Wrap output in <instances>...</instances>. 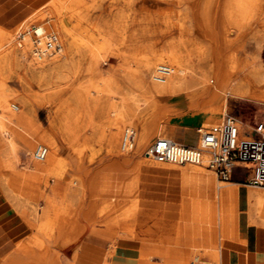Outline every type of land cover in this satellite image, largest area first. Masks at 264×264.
<instances>
[{"label": "bare ground", "instance_id": "obj_1", "mask_svg": "<svg viewBox=\"0 0 264 264\" xmlns=\"http://www.w3.org/2000/svg\"><path fill=\"white\" fill-rule=\"evenodd\" d=\"M206 1L202 3L204 7ZM123 2V7H118L107 17H91L89 11L99 6L97 0H90L87 4L84 0H51L46 5H50L53 17L58 14L64 15L58 23L50 21L45 26H36L34 32L37 35L34 34V37L30 29L24 31L19 29L15 36H12L9 27L16 25L14 23L16 16L11 15L12 13L0 21V192L6 195L28 226L33 228L35 238L28 242L49 247L56 245L58 243L56 239L62 231L59 224L62 221L57 218V214L51 215V211L61 213L72 209L77 213L74 206L80 205L85 195L82 182L72 187L70 181L66 179V171L71 163L59 153L56 140V136H59L76 151L72 122L67 116L59 114L50 123L51 131H41L24 111L31 101L20 99L7 84L11 67L22 65L28 56H30V69H36L37 63L40 65L35 71L36 78L40 82L48 77L58 76L64 70L71 71L74 75L82 62L89 72L95 74L99 63L105 61L102 60V56L111 45V41L115 38L127 39L129 34L127 43H131L133 54L139 51V56L135 59L137 83L152 97L154 106H166L168 104L166 99L179 92L188 93V103L192 106L198 103L200 97L210 93V96L202 102L204 107L198 112V122L211 125L218 121L219 112L225 110L227 96L260 100L264 103V65L260 57L264 35L258 36L255 30L253 31L254 27H264V0H213L214 15L224 17L229 28L224 36H219L215 31L209 33L213 43L206 46L196 42L202 31L198 22L199 14L194 12L195 0H152L155 4L163 3L166 6L154 11L145 5V0H123ZM67 12H69L68 16ZM172 12H175L178 18L179 36L167 38L160 44V40L167 34L163 32L161 36H156L150 23L153 24L159 19L168 22ZM130 23L136 24V27L128 33ZM50 27L53 34L52 31H48ZM230 31L233 35L231 37L239 43H230L227 33ZM48 57H55L56 62L45 61L44 59ZM196 58L198 61H195ZM237 59L239 62L236 64ZM89 88L97 93L105 90L109 96L111 93H121L120 86L111 77L102 78L100 81L89 79L73 86V92L79 99H83ZM111 99L107 98L106 102L115 113V107L118 105L125 111L138 105V100L133 94L121 93L118 100L113 102ZM124 118L127 117L123 116V113L115 116L118 122ZM237 121L241 127L242 122ZM121 127L120 124L108 136H105L101 130H96L95 135L99 140L107 139L115 146L118 144L121 153L137 151L147 144L148 133L145 131L134 133L132 128L127 127L121 133ZM155 130L159 136H162L158 126ZM35 142H44L49 147L45 146L47 153L43 159H36L33 155L36 146L40 144L35 146ZM33 146L35 147L31 152V159L33 158L31 164L18 168L19 151L23 149L26 152L30 151ZM143 158L144 161H149L152 156L145 152ZM161 163L205 166V163ZM147 166L152 164H141L138 169ZM137 179L135 175L134 181L127 187L123 179L117 178L100 191L97 189L96 179H90L89 190L92 195L84 212V218L91 224L97 221V217L106 214L104 221H98L102 223V228L100 230L93 228L91 231L107 237H110L111 230L118 228L128 233L132 231L134 222L128 220L137 219L140 212L137 206L143 202L137 195ZM181 179L184 193L196 196L190 202L191 220L208 223V226L196 225L198 228L192 234V239L194 235L203 233L205 228L209 231L210 247L203 255L212 262L218 260L217 234L219 233L221 240L231 235L240 211L246 213L248 221L264 229L263 186L226 183L227 185L218 189L214 195L213 176L202 173L198 167L181 169ZM241 189L244 191L243 202L239 205ZM99 192L110 197L114 196L115 199L114 202H105L96 211ZM130 194H135L136 197L132 199L131 204L124 207L122 200L128 199ZM37 198L50 201L45 210L25 206V203L28 204ZM81 230L82 226L73 222L66 229L65 236L67 238L71 234L76 235ZM146 235L132 236L140 243V264H152L149 261L154 254L162 258L161 264H169L174 258L171 256V250L154 243ZM20 244L21 242L17 243V246ZM24 248L25 245H22L20 249ZM192 263V261L187 262L185 258H179L178 262V264ZM0 264L9 263L2 260Z\"/></svg>", "mask_w": 264, "mask_h": 264}, {"label": "rangeland", "instance_id": "obj_2", "mask_svg": "<svg viewBox=\"0 0 264 264\" xmlns=\"http://www.w3.org/2000/svg\"><path fill=\"white\" fill-rule=\"evenodd\" d=\"M50 1L51 0H0V19L2 20V18L5 17L4 14L6 15L7 11L9 13L12 10H16L18 7H21L17 10L19 12H28V15L15 26L9 27L12 36H15V33L19 29L21 31L30 29V32L34 37L37 35L34 32L36 26H45L50 21L58 23L60 18L64 15L58 14L56 17H53V14L50 12V5H46ZM97 1L99 6L89 11L91 17H107L118 7L124 6L123 0L115 2L112 0ZM195 1L194 12L199 14L198 22H200V29L202 31V35L196 38V42L204 46L210 45L213 41L209 38V33L215 31L219 36H224V33L229 27H227L226 22L223 19L224 17L221 18V16L214 15L212 7L213 0H207L208 2L206 0ZM203 1H206L205 7L202 5ZM84 2L87 4L90 0H84ZM145 5L153 11L166 7L165 4H155L152 0H145ZM48 12L50 14H47ZM68 13L69 12H67V16L69 15ZM177 19L175 12H172L169 19L170 22H164L159 19L153 24L152 22L150 23V27L155 30L156 36H161L163 32L167 34L166 37L160 40V44L167 38H177L179 36L180 30L178 29L179 26L177 25ZM73 23L74 21H72V24ZM134 27H136V24L130 23L127 32L130 33L131 29ZM50 29L48 31H52V29ZM254 30L258 36L264 35V27H254L253 31ZM53 33L54 32L52 31L51 34ZM227 33L230 43L234 44L235 42H238V40L235 41L232 38V31ZM128 41L129 34L127 39L119 40L115 38L112 40L111 45L104 51L102 56V60L105 59V61L99 63V67L96 69L95 74L89 72L86 69L85 64L82 62L77 73L74 75H72L71 71L64 70L58 76L48 77L40 82L36 78L37 72H35L40 65L37 63L35 64L37 67L36 69H30V56L24 60L22 65L13 66L11 67V71H9L10 77L7 78V84L20 99L31 101L24 111L30 116L32 122L39 126L41 131H51L50 123L59 114L67 116L69 121L72 122V129L75 133L74 147L76 148V151L72 147L70 148L66 142L62 141L59 136H56V140L58 142L59 153L71 163L69 166L70 169L68 168L66 171V179L70 181L72 187H76L82 182L85 195L83 197L84 199L81 201L82 203L77 207L74 206L75 209H77V213L72 209L69 212L64 211L61 213L56 212L55 210L51 211V215L56 216L55 214H57V218L62 221L59 224L62 228L61 230L65 232L73 222L80 225L77 221V216L79 219L85 221L84 212L87 209L89 199L92 195L89 190V182L91 178L96 179V184H98L97 189H99V191L106 188L110 181H116L117 178L123 179L124 184L128 187L134 181V176H139L140 169H138V166L141 164H152L155 166L177 169L198 167L202 173H208L213 176V193L215 195L218 189L223 188L227 184L218 182L214 173L208 170L204 165H173L157 162L153 158L149 161H144L143 156L145 155L148 146L156 137H166L185 144L191 142V144L194 145L197 142L198 129L207 128L219 123L224 113L234 115L236 119L240 120L244 125H254L257 121L264 118V103L262 101L227 96L225 110L219 112L218 115L220 117L218 118V121L211 125H203L198 122V112L203 109L204 106H202V102L210 96V93L205 95V97H200L198 103L192 106L188 103V93L181 92L175 96L167 98L166 103L168 104L166 106H154L152 103V97L145 93L137 83L138 79L137 74L135 73L137 62L135 59L139 56V51L133 54L131 43H127ZM253 41L254 40L252 39V42ZM260 57L264 65V43L260 49ZM54 58L48 57L44 60L56 62ZM195 61H198V59L196 58ZM238 62L239 60L237 59L236 64ZM106 77H111L120 86L119 91L122 94H133L138 100V105L131 109H126L127 111L118 105V107H115V113L111 111V107L106 102V99L110 97L114 102L119 99L121 93H109V96L105 90L97 93L94 89L89 88L84 98L79 99L73 92V86L79 83L86 82L89 79L100 81L102 78ZM198 86L199 85H197V87ZM117 111L119 114L123 113V116H126L127 118L119 120L120 122H118V120L115 119V116L118 114ZM120 124L122 126L121 133L127 127L132 128L134 133H138L139 131H145L148 133L147 144L137 151L131 150L128 153H121L118 144L115 146L112 142H108L107 139L99 140L95 135L96 130H101L105 136H108L112 131H115L116 127ZM157 126L159 132H161L160 135L162 136H159L156 133L155 129ZM39 143L48 147L44 142H35L34 145L36 146ZM35 146L27 152L24 149L19 151L18 168L26 167V165L29 166L31 164L33 159H31V152ZM78 152H80V154H78ZM262 188L264 189V186ZM100 194L101 193L99 192L96 199V211H98L105 202H114L113 199H115L114 196L110 197L108 195ZM134 195L135 194H130L128 199L124 201L122 200V205L127 207L131 204L133 202L132 199L136 197V195ZM195 197V195L191 196L184 194L182 200H177V204L174 205L161 204L159 200H154L152 204L140 202L139 206H137L140 211L138 212L137 219L133 220L130 218L128 220V222H134L130 233L120 228L114 231L111 230L112 238L104 237L103 243L100 242L101 239H96L85 248L96 247L107 254L108 251L111 253V250L114 248L113 243H115L117 238L134 239V237L132 238L133 235L147 234L146 236L151 238L154 243L161 244L179 254L176 256L172 255L174 258L177 256L178 258H185L189 263L192 261V264H214L215 262H212L203 255L208 248L204 241L205 239L210 238L209 231L205 228L203 233L196 234L197 236L194 235V238L192 239V234L195 233L198 228H196V225L208 226V223L206 222L198 223L191 220L192 216L189 211L191 208L190 202H192ZM0 199L2 201H7L9 205L16 209L2 192H0ZM215 200L216 196L214 198V201ZM49 204V200L37 198L31 200L28 204L25 203V206L29 208L34 206L37 210L43 211ZM1 206L2 203H0V208H2ZM65 206L70 207L71 205ZM238 217L247 218L246 213L243 211L238 213L237 219ZM105 219L106 214L102 217H97V221H94V223H86L88 225L84 226L82 233L72 243L64 245L57 243V248L51 246L55 249L54 253L56 254V249H58L61 252L59 254L64 257H69L75 251L81 253L80 245L85 242V232H88L93 228L100 230L102 228V223L98 221H104ZM13 222L14 226L20 225V220L17 217H15ZM248 223L260 227L250 221H248ZM26 225L32 234L28 237L24 236V239H29L28 241H31L35 238L34 230L29 227L27 223ZM217 227L219 229V225ZM17 228L20 229L19 227ZM178 229L180 230L179 232ZM17 231L11 230L10 234L4 238L5 242L10 241L15 237ZM217 236L219 237V233ZM233 244L235 245V243ZM182 246H185L186 248L182 249ZM182 251H185L186 253L184 254ZM181 253L182 255H180ZM128 256L124 253L117 254L113 259V263L138 264L136 259L126 260ZM2 260H5V258ZM2 260H0V263ZM152 261L154 264H161V261L156 262L155 256L153 259L151 258L149 262L152 263ZM107 263L108 261L101 260L95 262V264ZM15 264L21 263L18 262ZM24 264L28 263L25 262ZM46 264H56L55 258L52 257ZM61 264H64V262Z\"/></svg>", "mask_w": 264, "mask_h": 264}, {"label": "crops", "instance_id": "obj_3", "mask_svg": "<svg viewBox=\"0 0 264 264\" xmlns=\"http://www.w3.org/2000/svg\"><path fill=\"white\" fill-rule=\"evenodd\" d=\"M19 8L21 7H18L17 9ZM17 9L12 10L9 13L7 11L2 20L12 13L11 15L16 16V21L14 23L17 24L28 15V12H19ZM2 20L0 19V21ZM186 144L192 145L191 142H187ZM231 184L242 183L232 182ZM243 192L242 189L239 191V205L243 202ZM137 193L138 197L145 204H152L154 200H159L161 204L166 205L177 204V200L180 199L181 201L185 194L181 179V169L163 166L156 167L155 165L147 166L144 169L140 168ZM0 203H2V208H0V260L5 258V261L13 264L18 262L21 264H24L25 262L28 264H46L49 259L54 257L56 264H61L62 262H64V264H95V262L99 260L115 264L113 263L114 257H116L117 254L124 253L127 256L129 255L126 260L136 259L138 264H140V243L138 240L131 238H117L115 243H113L114 248L111 250V253L108 251V253L105 254L102 250L96 247L85 248L96 239H101L100 242L103 243L104 237H107L91 230L84 234L85 242L80 245L81 253L75 251L69 257H64L61 256L59 254L61 252L56 249L55 254L54 248L57 247L54 244L52 245L54 248H52L35 242H28L29 239H24V236L28 237L32 234L26 225V220L14 207L9 205L7 201H2L0 199ZM15 217L20 220L19 226H14L13 220ZM77 221L82 226V230L76 235H69L67 238L65 236V231L62 230L56 239L58 244H70L79 237L84 230V226L88 225L86 224L88 221L85 219V222L84 220L79 219L78 216ZM11 230L17 231V235L10 241L5 242L4 238L10 234ZM263 231V228L249 224L247 218L238 217L232 234L224 237L222 240L220 237L217 238L218 260L214 264H264ZM19 242H21V244L17 246V243ZM204 242L207 247H210L209 239H205ZM233 243H235V245ZM22 245H25L24 249H20ZM185 248V246H182V249ZM170 250L172 252L171 256L179 255L172 249ZM182 252L184 254L186 253L185 251ZM180 255H182V253ZM154 256L156 262L161 261L162 263L161 257L154 254L152 255V259ZM178 262L179 258L177 256L173 258L169 264H178ZM152 264H154L153 261Z\"/></svg>", "mask_w": 264, "mask_h": 264}, {"label": "built area", "instance_id": "obj_4", "mask_svg": "<svg viewBox=\"0 0 264 264\" xmlns=\"http://www.w3.org/2000/svg\"><path fill=\"white\" fill-rule=\"evenodd\" d=\"M146 152L161 162L205 163L221 183L264 186V118L239 127L234 115L224 113L219 123L198 129L195 145L156 137ZM46 153V147L39 144L33 155L43 159Z\"/></svg>", "mask_w": 264, "mask_h": 264}]
</instances>
